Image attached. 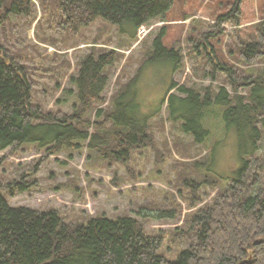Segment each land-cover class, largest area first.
<instances>
[{
  "label": "trees",
  "instance_id": "trees-1",
  "mask_svg": "<svg viewBox=\"0 0 264 264\" xmlns=\"http://www.w3.org/2000/svg\"><path fill=\"white\" fill-rule=\"evenodd\" d=\"M41 6L53 5L64 20L61 25L84 30L102 20L130 38L138 29L155 19L162 20L174 0H38ZM31 0H0V11L29 16ZM6 15L1 16V22ZM227 22V17L221 19ZM229 21V19H228ZM4 23V22H3ZM251 41L229 35V56L235 53L244 64H264V20L255 25ZM165 28L153 40L147 62L164 64L170 76L182 65L180 50L164 45ZM231 37V40H230ZM0 54V152L23 146H36L55 156L76 151L87 144L90 155L125 162L131 151L147 147L152 141L149 123L158 108L144 113L138 100V79L142 64L125 84L119 85L104 103L109 84L108 71L118 61L114 50L90 52L81 59L71 78L76 103L69 115L43 112L32 102V79L21 62ZM208 56V54H206ZM214 69L225 74L232 95L225 87L214 93L178 86L172 80L166 95L167 121L178 124L184 135L203 144L209 136L208 120L215 105L224 108L227 131L246 134L254 153L243 160L232 178H217L202 173L207 161L195 165L206 181L220 190L211 204L198 208L185 230L171 234L181 242V250L172 261L158 254L163 236L148 234L137 219L129 216L110 220L96 217L85 223H64L55 210L37 211L9 207L0 194V264H264V185L261 178L264 159L255 156L264 130V65L257 74H238L222 61ZM245 91V95L241 92ZM94 114V122L89 115ZM213 114V113H212ZM210 116V117H209ZM25 186L18 187L25 191ZM172 215V214H170ZM168 216V215H167ZM170 217V216H168Z\"/></svg>",
  "mask_w": 264,
  "mask_h": 264
},
{
  "label": "rangeland",
  "instance_id": "rangeland-1",
  "mask_svg": "<svg viewBox=\"0 0 264 264\" xmlns=\"http://www.w3.org/2000/svg\"><path fill=\"white\" fill-rule=\"evenodd\" d=\"M29 9L28 17L9 15L7 8L1 9L0 22L2 15L6 19L0 24V54L8 51L25 65L33 84L32 102L43 112L71 114L76 103L71 78L90 52L114 50L118 55L108 71L103 109L117 87L135 76L147 61L153 40L162 29L164 45L180 50L183 61L171 76L167 65L144 64L137 82L138 100L144 113L160 108L149 123L152 142L147 147L131 151L125 162L92 156L87 144L55 156L33 145L7 149L0 152V194L9 207L55 210L69 225L96 217H133L148 234L163 236L158 254L174 260L181 242L171 233L185 230L195 211L211 204L220 190L203 184L210 182L196 172L195 165L207 161L202 173L232 178L243 160L254 153V145L246 134L227 131L225 110L219 105L213 106L207 119V140L196 145L178 124L166 120L168 96L179 95L176 89L166 95L167 87L172 80L201 93L207 87L214 93L225 87L232 95L225 74L213 67L217 61L238 74L247 71L256 75L264 64L246 65L235 53L229 56L228 44L230 34L251 41L255 25L264 20V0H174L162 20L140 27L133 39L129 28H124L127 36L120 35L119 28L102 20L84 30L62 27L64 20L54 4L45 8L38 0H31ZM226 17L227 22H222ZM88 117L94 122V114ZM257 144L255 156L262 161L264 130ZM261 183L264 185V171ZM19 186H25V191H19Z\"/></svg>",
  "mask_w": 264,
  "mask_h": 264
}]
</instances>
